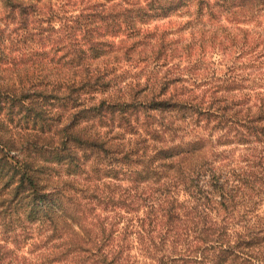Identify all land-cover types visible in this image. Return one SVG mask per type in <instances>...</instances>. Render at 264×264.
I'll return each instance as SVG.
<instances>
[{
  "label": "trees",
  "instance_id": "obj_1",
  "mask_svg": "<svg viewBox=\"0 0 264 264\" xmlns=\"http://www.w3.org/2000/svg\"><path fill=\"white\" fill-rule=\"evenodd\" d=\"M5 3L28 35L65 11ZM151 9L189 14L186 65L167 31L141 40L129 4L59 20L48 52L62 46L67 71L38 48L12 55L25 64L0 80V264H264V0ZM133 53L153 77L117 63ZM29 121L40 136L17 130Z\"/></svg>",
  "mask_w": 264,
  "mask_h": 264
},
{
  "label": "rangeland",
  "instance_id": "obj_2",
  "mask_svg": "<svg viewBox=\"0 0 264 264\" xmlns=\"http://www.w3.org/2000/svg\"><path fill=\"white\" fill-rule=\"evenodd\" d=\"M28 1V0H24ZM35 2L38 5L37 9H40L42 11H45L48 7L52 8L53 10H57L60 6H62L65 11L59 10L57 14L54 15V25L51 26L49 31L44 30L42 34H39L41 31L40 28H46L47 24L46 23H33L31 22L29 25V30L28 32L31 35L26 34L27 30H24L19 27L18 23L16 20L12 19V14L7 13V6L5 3V0H0V31L2 36H4L2 44L5 47V52L9 55V58L6 59L1 65L0 69V80H5L8 81L10 80V77H14L16 75L15 71H19V69H22L24 67L23 62L18 61L17 66H14L11 63V57L12 55H19V51L21 52L20 54L22 55V59L27 60L28 59V49L29 47L33 48H38L41 51H45V60L52 61L50 62L47 66L50 67L52 72H55V68L59 67L60 72L67 71L66 67L63 66V59L65 57H61L62 54L64 53L65 49H62V46L57 48L55 53L53 54L52 52H48L49 48L51 46V42L54 39H57L59 37V31H57L61 27L62 21H67L69 19H74L76 16H80L82 14H85L87 12L92 11V9H101L102 7L105 8H111L114 6V8L118 9L120 7V4L122 5H132L134 7V11H131L133 14V19L136 21L135 27L140 28L143 32H148L145 36V38H142L141 40L144 42L146 40L151 39L153 42V31L155 29L159 30H165L167 31V41L173 42V46L176 47L177 52L175 54L176 59H181L180 64L186 65V58H187V52L185 49H183V45L187 44L191 39V29H190V24H188L186 21L189 19V14L188 13H181L178 12V14H171L167 17L163 18H154L153 17V0H30ZM113 5V6H112ZM140 11H137V10ZM149 9V10H148ZM151 9V10H150ZM146 10L148 11V14L151 16L143 15L146 13ZM116 11V10H115ZM143 13V14H142ZM35 18V17H34ZM43 19L40 16H36V19ZM62 20V21H59ZM125 24H122L121 30L117 33V40L118 39H126L129 41L133 37H126L128 36L126 32L124 31ZM176 33H170L172 31H176ZM25 31V32H24ZM21 32H24L22 34ZM25 34L27 35L25 39ZM48 34V36H47ZM41 35V36H40ZM45 36L47 38H45ZM43 37V39H42ZM49 38V39H48ZM113 38V37H112ZM171 39V40H170ZM119 43H115L114 45V50L116 46ZM67 49V48H66ZM114 50L112 52H114ZM112 52H108L107 57L110 58L109 60L112 62L118 61V59H115L113 56ZM143 55H136V54H129L127 57L126 55L124 58H121V60L117 63L121 65L122 68H130L133 72H137L139 76L141 77V80H146L147 75H149L148 78L153 77V58L152 61H147L143 59ZM153 57V55H152ZM53 68V69H52ZM16 69V70H15ZM149 72L151 74H149ZM133 75V74H132ZM58 104H53L50 106H47V109H53L52 111L54 112L59 111L57 110ZM55 111V112H56ZM73 109L70 107L66 109V112H64V115H59L55 117L53 120L50 119V127L46 126L44 128V133L42 134V137L54 135L53 131L56 127H62L64 123L66 122V119L71 113ZM16 123H12L14 126ZM21 127V129L19 128ZM17 130L21 134H36L40 136V134L36 131L38 129V125L34 124L33 122L29 121L27 123H19L18 127H16ZM13 129H15L13 127ZM46 129H49L46 131ZM39 130V129H38ZM56 137V136H55Z\"/></svg>",
  "mask_w": 264,
  "mask_h": 264
}]
</instances>
